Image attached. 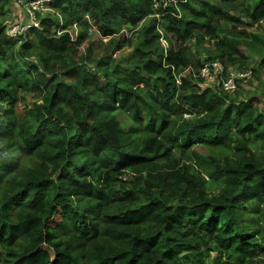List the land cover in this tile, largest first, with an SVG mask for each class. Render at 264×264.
Returning <instances> with one entry per match:
<instances>
[{
    "label": "trees",
    "instance_id": "obj_1",
    "mask_svg": "<svg viewBox=\"0 0 264 264\" xmlns=\"http://www.w3.org/2000/svg\"><path fill=\"white\" fill-rule=\"evenodd\" d=\"M12 2L0 264H264V109L222 88L229 69L250 70L238 86L264 68V34L244 29L264 0H177L158 17L151 0H48L62 19L33 9L39 26L16 37ZM212 60L222 77L195 75Z\"/></svg>",
    "mask_w": 264,
    "mask_h": 264
},
{
    "label": "rangeland",
    "instance_id": "obj_2",
    "mask_svg": "<svg viewBox=\"0 0 264 264\" xmlns=\"http://www.w3.org/2000/svg\"><path fill=\"white\" fill-rule=\"evenodd\" d=\"M47 2H48V0H32V1H30V0H16V1L13 0L12 4L10 5V8H8V11H7V13L4 16V19L2 21L5 25V30L9 26L19 25L20 29H21L20 31L17 32V33H19L21 31L27 30L31 25H34L35 27L39 26L38 20L36 19V21H35V14L33 12V9H37V11H39L40 15L49 13V14L53 15L54 17L58 18L59 20H61L62 19L61 16L58 15V13L53 12L51 7L46 5ZM260 23L262 24L261 27L258 26V24H253L252 26H247V27L245 26L244 29H246V31L264 34V21L260 20ZM89 30H90L89 37H88L89 40L93 39L92 41H94V42L97 41L98 39H102L104 42L107 40L106 37H102V38L100 37L96 28L93 27ZM77 31H78V29L73 27L70 32L73 36H75V33ZM127 35H130V33H128ZM208 46H210V43L205 41L202 46L193 45L192 48L194 51H196L197 54L199 53L198 55H200L201 57L204 58V57H206L205 48ZM84 47L85 46L83 44V46H81V48H80V51L83 50ZM241 48L244 51V53L248 56V60H249L250 65L257 67V65L259 64V58H258L257 52L245 44H242ZM128 50H129L128 47H124V49L121 52L115 53L114 56L119 57L122 54H126L128 52ZM101 52L102 51L100 49L99 50L95 49L94 55L99 56L101 54ZM236 71H238L236 68H232V70H230V72H233V73H236ZM188 72H189V70L186 69L183 72V74L186 75V74H188ZM201 85L203 87H207L208 85H213V83L204 82V83H201ZM235 85L236 86L234 89L239 88L238 91H240V94L238 95V99H244L247 97H249V98L254 97L253 99H255V102L257 103V105L259 107H262V109H264V68L263 67L259 68V71H258V74L256 77L252 76L249 78H244L239 82L238 86H237V84H235ZM234 89H232L231 91H233ZM28 90H29V92H32V91H30L31 90L30 87L28 88ZM29 92L24 96V101H21V102H19V104H17L16 110L18 112H20L22 109H24V103L26 105H31V103L36 99ZM185 116L188 117L189 115L185 114ZM195 149H197L201 153H205V150L202 148L196 147ZM0 251H1V249H0Z\"/></svg>",
    "mask_w": 264,
    "mask_h": 264
},
{
    "label": "built area",
    "instance_id": "obj_3",
    "mask_svg": "<svg viewBox=\"0 0 264 264\" xmlns=\"http://www.w3.org/2000/svg\"><path fill=\"white\" fill-rule=\"evenodd\" d=\"M177 0H151L153 10L155 11V16H159L158 10L166 8L169 4L173 3L175 4ZM76 28L75 26H73ZM77 29V28H76ZM19 25H12L6 28L5 34L11 37H16L23 31L17 33L20 31ZM163 41L164 39L161 38ZM164 46H166V42L163 41ZM210 67L213 68V70L210 69ZM189 70V68H187ZM225 71L223 70V65L218 60H212L208 63H204L195 74L196 76L202 77L206 81H214L216 80L215 77H222ZM228 76L226 79L222 80V88L227 91H231L235 88L236 84V78H243L247 77L250 73V70L245 72H238L236 73L230 72V70H227ZM235 90V89H234Z\"/></svg>",
    "mask_w": 264,
    "mask_h": 264
}]
</instances>
